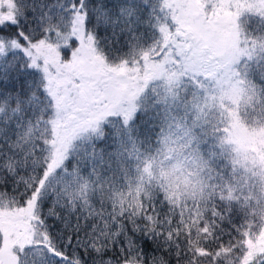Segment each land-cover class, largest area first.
I'll list each match as a JSON object with an SVG mask.
<instances>
[{
    "label": "snow or ice",
    "instance_id": "snow-or-ice-1",
    "mask_svg": "<svg viewBox=\"0 0 264 264\" xmlns=\"http://www.w3.org/2000/svg\"><path fill=\"white\" fill-rule=\"evenodd\" d=\"M0 264H264V0H0Z\"/></svg>",
    "mask_w": 264,
    "mask_h": 264
}]
</instances>
